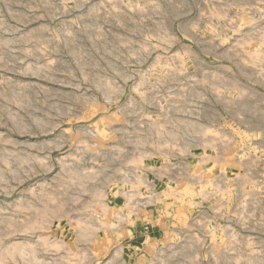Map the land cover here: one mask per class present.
<instances>
[{"label":"rangeland","instance_id":"374dc122","mask_svg":"<svg viewBox=\"0 0 264 264\" xmlns=\"http://www.w3.org/2000/svg\"><path fill=\"white\" fill-rule=\"evenodd\" d=\"M0 264H264V0H0Z\"/></svg>","mask_w":264,"mask_h":264}]
</instances>
